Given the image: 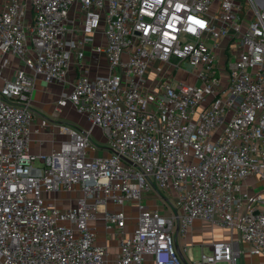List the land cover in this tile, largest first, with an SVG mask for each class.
Here are the masks:
<instances>
[{
	"label": "built area",
	"instance_id": "2783aa9c",
	"mask_svg": "<svg viewBox=\"0 0 264 264\" xmlns=\"http://www.w3.org/2000/svg\"><path fill=\"white\" fill-rule=\"evenodd\" d=\"M98 32L108 68L93 72L85 46ZM156 60L187 65L184 79L149 83ZM39 76L69 84L59 106L91 123L63 126L68 139L40 156ZM94 126L110 155L89 154ZM156 188L169 210L145 202ZM97 214L117 227L118 253L97 242ZM196 219L231 238L189 264H239L238 240L264 256V0H0V264H186L176 236Z\"/></svg>",
	"mask_w": 264,
	"mask_h": 264
},
{
	"label": "crops",
	"instance_id": "0c3cea01",
	"mask_svg": "<svg viewBox=\"0 0 264 264\" xmlns=\"http://www.w3.org/2000/svg\"><path fill=\"white\" fill-rule=\"evenodd\" d=\"M106 38L102 32H98L94 42L85 46L86 65L87 68L96 71H105L108 68L107 61L103 52H96V45H105ZM14 67L22 66V62L15 58L13 59ZM163 66V70L159 72L156 67ZM10 73H13V67L8 68ZM77 74L76 70L70 71V79H73ZM169 65H164L159 60H156L148 70L147 79L149 83L158 81L161 77L168 75L174 81L182 80L173 78ZM192 81V78H188ZM69 84H62L57 81L48 82L43 77L39 76L35 79L33 88V99L31 109L33 118L30 124V148L31 151L40 156L49 153L53 150H59L62 141L68 139L69 134L62 130L63 126H77L81 129L91 127L90 121L86 116L79 112L76 107L67 103L59 106L61 93L69 89ZM47 120V125H42V121ZM92 147L89 149L91 156H105L111 154V149L108 145L107 135L99 126H94L91 133ZM51 197H55L60 204H67L68 201L63 199L65 193H48ZM74 196V194L72 195ZM146 203L154 205L152 199L146 198ZM112 207V205H110ZM133 206H126V211L129 216L127 219V231L131 232L135 224V210ZM134 211V212H133ZM88 223L96 231V239L99 244L106 245L110 255L119 252L117 227L107 228L101 214H97L88 220ZM236 236V235H235ZM231 238L229 230L224 229L217 223H211L202 219H196L194 224L188 231L182 235L176 236V246L180 248L184 255L185 261L191 263V258L195 257V250H205L210 247V243L215 240H228ZM237 238V237H236ZM240 254L239 264H264V256L250 252L247 243L238 240ZM187 247V248H185Z\"/></svg>",
	"mask_w": 264,
	"mask_h": 264
},
{
	"label": "rangeland",
	"instance_id": "374dc122",
	"mask_svg": "<svg viewBox=\"0 0 264 264\" xmlns=\"http://www.w3.org/2000/svg\"><path fill=\"white\" fill-rule=\"evenodd\" d=\"M182 67L184 68V69H186L187 68V65L185 66V64H183L182 65ZM183 68H180V69H178V71H177V73H175L174 75H173V78H176V79H180V78H182L183 77V79H184V69ZM192 77V76H191ZM142 196L144 197V198H148V199H152L153 197H158L159 198V200L162 202V205L163 206H165V208L166 209H170V205L167 203H165L164 202V200H165V197H168L169 195H168V192H166V191H163V190H161V189H159V188H156V189H153L152 191H150V192H145V191H143L142 192ZM145 200V199H144ZM145 202H146V200H145ZM134 212V211H133ZM206 253L207 254H209L211 251H210V249L209 248H207L206 250ZM194 255H195V257L196 258H199L200 256H201V251L200 250H195L194 251Z\"/></svg>",
	"mask_w": 264,
	"mask_h": 264
},
{
	"label": "water",
	"instance_id": "95a60500",
	"mask_svg": "<svg viewBox=\"0 0 264 264\" xmlns=\"http://www.w3.org/2000/svg\"><path fill=\"white\" fill-rule=\"evenodd\" d=\"M177 249H178V252H179L180 257L185 261L184 255H183V253L181 252L180 248L177 247ZM185 262H186V261H185ZM186 264H188V263L186 262Z\"/></svg>",
	"mask_w": 264,
	"mask_h": 264
}]
</instances>
